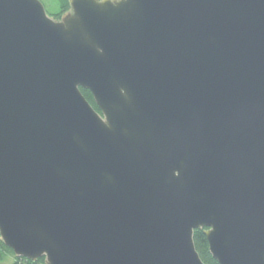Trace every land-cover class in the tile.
Returning a JSON list of instances; mask_svg holds the SVG:
<instances>
[{
  "label": "water",
  "instance_id": "obj_1",
  "mask_svg": "<svg viewBox=\"0 0 264 264\" xmlns=\"http://www.w3.org/2000/svg\"><path fill=\"white\" fill-rule=\"evenodd\" d=\"M0 0V234L39 264H264V0ZM90 90L98 111L84 96Z\"/></svg>",
  "mask_w": 264,
  "mask_h": 264
},
{
  "label": "trees",
  "instance_id": "obj_2",
  "mask_svg": "<svg viewBox=\"0 0 264 264\" xmlns=\"http://www.w3.org/2000/svg\"><path fill=\"white\" fill-rule=\"evenodd\" d=\"M41 1L46 6L49 15L54 17V19H60L64 13L70 10L69 0H41ZM81 91L84 94V96L87 98V100L98 111H100L91 91L84 88H81ZM194 241L196 248L205 264H219V262L213 257V255L210 252L208 239L203 229L195 230ZM8 255H13L14 257V261L12 264H39L40 262L45 261L44 257L38 259L37 261H33L25 257L17 256L15 252L5 244L0 234V261L5 260Z\"/></svg>",
  "mask_w": 264,
  "mask_h": 264
},
{
  "label": "rangeland",
  "instance_id": "obj_3",
  "mask_svg": "<svg viewBox=\"0 0 264 264\" xmlns=\"http://www.w3.org/2000/svg\"><path fill=\"white\" fill-rule=\"evenodd\" d=\"M46 7V6H45ZM51 7V6H50ZM65 14V13H64ZM63 14V15H64ZM62 15V16H63ZM52 17V16H51ZM54 18V17H53ZM62 18V17H61ZM60 18V19H61ZM60 19H56V20H60ZM13 261H14V257H13V255H8L7 257H6V259L5 260H3V261H0V264H12L13 263Z\"/></svg>",
  "mask_w": 264,
  "mask_h": 264
}]
</instances>
